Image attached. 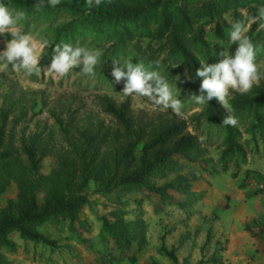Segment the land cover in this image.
Returning <instances> with one entry per match:
<instances>
[{
  "label": "rangeland",
  "instance_id": "rangeland-1",
  "mask_svg": "<svg viewBox=\"0 0 264 264\" xmlns=\"http://www.w3.org/2000/svg\"><path fill=\"white\" fill-rule=\"evenodd\" d=\"M8 1H11L8 5L10 10L25 13V19L18 22L22 32L32 35L35 40L48 41V46L38 52L42 69L50 66L52 50L62 42L71 43L73 47H85L90 51L100 50L102 55L95 67V75H84L79 68H74L63 78H53L44 72L29 76L23 70H14L11 65L5 66L0 61V111L9 112L6 130L13 128L16 134L22 132L25 136L43 134L50 138L49 144L57 143L60 136L50 118L51 112L63 117L72 115L78 121L102 118L95 106V96H106L115 102L127 97L133 111L162 112L194 124L195 115L203 107L193 99V94H200L199 90L193 87L191 80L185 79V69L188 68L181 63L180 58L177 55L171 57L160 47L165 43L164 36L154 37L158 28L155 15L162 6L173 12L180 4L193 11L210 0H101L99 6L91 8L86 0H60L56 7H42L40 10L34 7L39 0ZM45 5H48L47 0ZM261 6H264V0L238 1L223 11L219 19L214 17L203 26L205 46L193 43L192 33L188 32L179 34L181 43L196 58L199 66L201 61L218 63L223 59L220 55L223 51L234 56L238 45H229V21L242 19V13L245 12L256 15ZM131 8L137 9V12H141L139 8L148 9L150 14L146 21L139 17L141 15L135 18L134 14L121 21L117 13ZM196 21L205 23L208 19L203 16ZM258 28L259 23L255 26L252 24L246 35L256 48L255 62L260 72L264 73V32ZM5 47L6 41L0 40V51ZM113 61H119L122 66L126 62L143 63L149 70L160 72L172 88L173 95L182 101L180 113L155 106L145 97L125 96L122 93L124 82L117 83L111 75ZM171 72L172 75L168 76ZM188 75L191 77L189 70ZM263 82L264 78L247 94ZM235 93L230 90L229 103ZM261 112L264 119V103ZM235 118L238 120L236 127L241 132L240 142L246 147V156L243 163L239 164L235 179L230 178L233 168L213 177L196 174L202 179L194 183L192 192L200 195L199 201L172 194L171 205L160 204L153 196L145 193L114 191L111 194H93V185L88 184L84 190L87 203L78 217L85 226L78 229L75 224L74 234L68 232L66 222L60 220L38 228L37 231L44 237L55 241L56 248L53 250L44 245L22 241L17 234L11 233L9 239L15 248L12 252H2L6 261L9 264H130L124 260L111 262L120 252L107 245L99 235L98 218L113 209H121L127 214L125 220L141 217L146 229L147 221L142 219L144 214L148 218L160 216L164 222L161 230L171 235L172 244H189L186 251L177 254L182 258L188 256V260L185 257L182 261L183 264H205L202 259L211 256L219 257L220 262L224 256L225 263L221 264H256L255 254H264V139L256 137V146H253L241 125L244 124L241 123L244 114ZM196 134L205 143V158L215 163L221 132L199 121ZM48 165L47 160L42 164L41 172L45 176L48 175ZM191 168L197 167L192 165ZM238 185L242 188L238 189ZM7 202H15L11 189L0 195V211ZM177 203L184 205L179 207ZM192 218L195 223H190ZM207 230L210 242L205 244ZM80 240L85 243L80 244ZM160 241L162 239L156 235H150L149 249H154ZM196 250L200 260L194 262L191 256ZM146 253L149 256L151 251ZM259 258L257 264H264V258ZM144 264L153 263L144 260Z\"/></svg>",
  "mask_w": 264,
  "mask_h": 264
},
{
  "label": "trees",
  "instance_id": "trees-1",
  "mask_svg": "<svg viewBox=\"0 0 264 264\" xmlns=\"http://www.w3.org/2000/svg\"><path fill=\"white\" fill-rule=\"evenodd\" d=\"M238 1L245 0H210L193 11L180 4L173 12L162 6L155 15L158 28L154 37L164 36L165 43L160 47L171 57L180 58L190 72L191 84L198 90L201 80L195 72L200 66L183 47L179 34L192 33L191 41L205 46L203 26L214 17L219 19L223 11ZM0 3L8 6L11 1L0 0ZM139 9L141 12L135 8L122 10L117 13L118 18L122 21L134 14L146 21L150 11ZM203 16L208 21H196ZM10 39L8 34L0 36V40ZM94 100L102 118L78 121L72 115L63 117L51 112L50 118L60 136L59 142L51 144L50 138L43 134L25 136L22 132L16 134L13 128L6 130L9 112L0 111V195L7 189L15 195V202H7L0 211V264H9L2 252H12L15 248L9 239L11 233L17 234L22 241L53 250L55 241L44 237L38 228L60 220L66 222L68 232L74 234L75 224L78 229L85 226L78 217L87 203L84 190L88 184L93 185V194L145 193L160 204L171 205L172 194L199 201L200 195L192 192L194 183L202 179L196 174L213 177L233 168L230 178L235 179L239 164L246 156V147L240 142L241 132L236 126L222 124L229 114L234 117L244 114L241 125L253 146H256V137L264 139L261 112L264 82L250 94L235 93L230 102L231 113L213 98L203 104L202 110L195 115L194 124L162 112L133 111L127 97L120 102L106 96H95ZM80 121L82 124L78 125ZM199 121L221 132L215 163L205 158V143L196 134ZM45 160L49 162L46 176L41 172ZM192 165L197 168H191ZM241 188L238 185V189ZM177 205L183 207L184 204ZM126 215L121 209H113L100 216L99 235L107 245L120 252L111 262L124 260L133 264L136 254L146 245V226L141 217L125 220ZM209 242L207 230L204 243ZM158 253L171 264H178L174 250H167L162 243ZM206 263L221 264L215 256L208 258Z\"/></svg>",
  "mask_w": 264,
  "mask_h": 264
},
{
  "label": "clouds",
  "instance_id": "clouds-1",
  "mask_svg": "<svg viewBox=\"0 0 264 264\" xmlns=\"http://www.w3.org/2000/svg\"><path fill=\"white\" fill-rule=\"evenodd\" d=\"M86 2L91 8L99 6L101 0H86ZM59 3L60 0H47L48 6L51 7H56ZM44 6L45 0H39V3L34 5L37 10ZM23 19H25L24 12H14L6 4L0 3V36L6 34L11 36V39L6 41L5 49L0 51V61H3L5 66L11 65L14 70H23L29 76L44 72L53 78H63L74 68H79L84 75H95L94 70L102 52L90 51L85 47H73L71 43L63 42L55 45L50 66L42 69L38 52L48 46V41H38L32 35L23 33L18 26V22ZM229 23L231 24L229 45H238L235 54L233 56L223 51L220 53L223 59L218 63L200 62V67L195 72V76L201 80L200 94H193V99L198 105H203L215 98L224 110L231 113L230 90L241 95L247 94L264 78V73L260 72L255 62L256 48L246 35L252 24L259 23L258 30L264 29V6L258 8L256 15L245 12L242 13V19ZM214 26L215 24L211 27ZM111 75L117 83L124 82L122 93L125 96L145 97L155 106L180 113L182 101L173 95L172 88L160 72L149 70L143 63L126 62L122 66L119 61H113ZM184 76L186 80L192 79L187 69ZM222 124L236 126L238 120L229 114L223 119Z\"/></svg>",
  "mask_w": 264,
  "mask_h": 264
},
{
  "label": "crops",
  "instance_id": "crops-1",
  "mask_svg": "<svg viewBox=\"0 0 264 264\" xmlns=\"http://www.w3.org/2000/svg\"><path fill=\"white\" fill-rule=\"evenodd\" d=\"M147 215L144 214V217L142 219H146L147 221V231H146V242H148V244L145 245V247L138 253V255L136 256V261L134 264H144V260H147L148 263H153V264H171L166 258H164L163 256H161L158 253V246H156L154 249H149V237L150 235H156L157 237H159L160 239H162V241H160V243L163 244V246L169 250V249H173L174 250V255L176 257V261L178 264H183L182 261L184 260V258L186 257V260H188V256L185 257H179L177 254L180 251H186V246L189 247V244H180V245H174L171 243L170 239H171V235H168L167 232L166 234H164L165 232L162 231V227H164V222L161 221V217L158 215H154L155 217H151L148 218L149 216L145 217ZM154 221H156L157 223H154ZM195 220L192 218L190 223H195ZM164 236V238H162ZM215 240H217V238H215ZM155 245V244H154ZM153 245V247H154ZM147 251H151V254H149V256H147ZM196 254V255H195ZM256 258H255V263H259V256H262L264 258V254L261 252H258L255 254ZM192 260L194 262H196L198 259L200 260L199 256H198V250L194 251L192 256H191ZM208 259V258H207ZM202 259V262L206 263V260ZM217 259H220L219 257H217ZM225 258L223 256L221 263H225L224 262ZM125 264V263H124ZM191 264V262L189 263ZM203 264V263H202Z\"/></svg>",
  "mask_w": 264,
  "mask_h": 264
}]
</instances>
